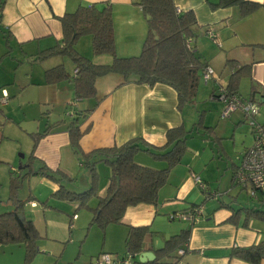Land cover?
<instances>
[{"label": "crops", "instance_id": "crops-1", "mask_svg": "<svg viewBox=\"0 0 264 264\" xmlns=\"http://www.w3.org/2000/svg\"><path fill=\"white\" fill-rule=\"evenodd\" d=\"M140 1L0 0V88H4L9 96L0 111V162H16L12 143L18 136L29 137L47 129L33 151L34 168L45 165L53 171L60 170L72 179V188L82 190L89 187L90 174L70 145L66 126L73 117L78 118L81 131L87 129L79 139V148L84 153L120 146L139 138L141 147L149 148V151H138L134 160L152 169L166 166L164 159L153 156V153L167 151L166 132L177 127L191 130L180 162L170 169L166 183L158 190L157 203L128 206L121 223L110 224L113 226L105 229L106 241L119 237L125 244L128 226H148L149 233L143 239L142 251H151L156 256L155 251L163 246L165 240L187 230L188 240L181 245L184 253L178 255L176 249L155 264H251L230 257L229 252L233 247H247L264 239V221L245 220L244 211L238 213L235 222L229 218L235 210L243 207L264 210V189L255 192L253 203H244L238 201V197L230 196L233 189H228L224 180H229L230 187L238 185L246 192L250 189L236 184L233 174L243 151L254 143V134L241 110L236 109L223 116V103L212 99L211 93L219 84L227 85L233 69H228L225 63L234 60V69L250 65L249 75L240 80L238 94L246 98L254 90V100L264 104V0H250L260 6L246 16L240 15L236 5H217L219 0H173L176 9L193 12L197 24L193 28L195 35L191 46L200 60L215 73V77L207 82L200 78L205 85L210 82L204 90L212 102L210 113L197 128L191 127L194 116L185 111V106L194 101L180 106L177 93L170 85L123 82L121 75L109 73L96 79L94 98L78 99L71 79L52 84L45 82V70L58 64L72 74L75 65L71 69L66 68L69 59L54 56L41 62L34 60L39 51L61 43L63 32L59 18L80 5L89 4L110 7L116 54L120 57L138 55L150 19L143 12ZM207 29L215 34L218 42L206 34ZM14 49L19 53L15 54ZM75 49L95 64L112 61L108 54H94L92 47L89 49L86 45V39L80 41L79 38ZM14 60L18 66L14 65ZM243 81L248 87L246 96L240 92ZM68 111L74 116L67 115ZM254 119L258 123L264 122V106L259 108ZM193 134L197 135L196 140H192ZM91 161L97 194L102 197L108 187L111 170L98 156ZM18 169L23 167L18 166ZM25 172L26 169L22 170L19 176L22 178ZM193 175L200 178L205 190L197 185ZM213 180H218L219 186L212 191ZM223 182L224 190L220 189ZM20 186L22 188L15 191L14 197L23 203V207L34 209L38 207V201L45 210L66 208L65 205L76 209L79 205L78 202L51 197L58 184L41 174L25 175ZM224 194L229 196L226 200ZM45 200L47 206L42 203ZM90 203H95V199ZM8 204L12 210L13 200H8ZM194 208L200 211L195 220L170 218V214L188 213ZM72 214L76 213L73 211ZM25 218L31 220L39 232L36 223L41 224L42 221ZM76 219H79L78 215ZM55 220V217H50L49 222ZM109 249L115 250V247L110 246ZM258 264H264V259Z\"/></svg>", "mask_w": 264, "mask_h": 264}, {"label": "trees", "instance_id": "trees-1", "mask_svg": "<svg viewBox=\"0 0 264 264\" xmlns=\"http://www.w3.org/2000/svg\"><path fill=\"white\" fill-rule=\"evenodd\" d=\"M139 4L143 12L150 16L148 31L140 53L130 57H120L115 52L112 15L109 6L80 5L75 11L65 13L60 17L63 32L61 43L39 51L34 60L41 62L50 57L65 56L72 60L75 65L74 70L77 69V71L75 73L73 70L70 74L62 64L55 65L45 70V82L52 84L71 79L75 97L87 99L96 96L95 81L98 77L116 73L121 75L123 82L133 81L150 86L156 83L170 85L177 93L180 106L192 103L197 94L201 71L207 67L191 46V39L195 35L193 28L197 24L193 12L191 10L178 12L173 0H141ZM217 5H236L239 7L241 16L252 13L260 6L250 0H219ZM84 35L91 37L92 52L96 55H110L111 63L95 64L75 49L77 40ZM225 66L230 70L233 69L228 78L226 93L239 95L240 80L249 75L250 65L245 64L234 69L235 61L227 60ZM216 91L211 93V98L220 101L216 97ZM254 93L253 90L248 98L254 99ZM67 115L73 117L74 113L68 111ZM66 129L71 147L90 174L89 187L75 190L71 186L72 179L60 170L53 171L45 165L34 168L33 151L39 138L46 133L47 129L41 133L31 134L33 139L31 153L26 162L27 165L22 166L26 172L21 179L32 173L41 174L57 183L58 189L51 194V197L78 202V207L88 208L92 213L91 223L102 229L110 224L121 223L123 213L128 206L138 203H157L158 190L166 183L170 169L180 162L186 149V137L191 131H186L182 127L169 129L166 132L165 148H168L167 151L162 154L153 153L155 158L164 159L166 166L162 169H152L141 166L134 160V155L138 151H149V148L141 147L139 138L128 140L120 146L99 148L84 153L79 148V139L87 129L80 130L77 117L71 119ZM95 156L105 161L111 170L109 184L102 197L97 194L95 186L93 162L91 161ZM13 180H15L14 177L11 178V185L14 184ZM12 188L17 189L18 186ZM14 193L15 191H12L9 196L13 200L14 208L0 213V245L24 244L26 261L33 252V247L36 240L40 238V234L33 222L25 218L22 212L23 203L14 197ZM91 199H95V203L91 204ZM42 203L47 206V200ZM241 211L245 213V220L254 218L264 221V210L245 207L235 210L229 219L235 222ZM20 213L23 215L22 219L19 217ZM148 233V226H128L125 248L126 254L132 256L129 264L158 263L163 257L181 248L189 237L187 230L171 236L165 240L161 248L155 251V259L141 263L135 260V257L142 251L143 239ZM229 256L251 264H258L264 259V239L247 247H233Z\"/></svg>", "mask_w": 264, "mask_h": 264}, {"label": "rangeland", "instance_id": "rangeland-1", "mask_svg": "<svg viewBox=\"0 0 264 264\" xmlns=\"http://www.w3.org/2000/svg\"><path fill=\"white\" fill-rule=\"evenodd\" d=\"M84 38L86 39V45L90 49L89 36H81L80 41L85 40ZM14 53H19V50L14 49ZM66 59L69 58L66 57ZM69 64L72 65L69 67ZM69 64H67L66 68L71 69L74 63L70 60ZM14 65H19L17 60H14ZM227 70L228 69H226V71ZM246 84L247 83L243 81L241 85L240 92L243 96L247 95L248 87ZM209 86L210 82L205 85V83L201 81L193 104L185 106V111L187 110L186 113L190 112L191 115L194 116V122L191 124V127L197 128V126L203 124L206 114L211 111L210 102H212V99H209L208 93L204 90L205 87L207 89ZM262 106H264V104L260 105V107ZM23 127H25V124ZM196 136L197 135L193 134L192 140H196ZM31 143L32 138L30 135L29 137H25V135L18 136L17 140L12 143L15 150L16 162H11L10 160L0 162V213L10 211L9 209H11V206L9 205L10 203L8 204V200L10 202L11 200L8 198V195L12 191L20 190L23 186V183L21 184L22 186H20V183L23 182L24 178L21 179L19 173L24 169H18V166H24L26 164ZM22 155L24 156L22 157ZM11 167L14 168L13 171H10V169H12ZM12 177L15 178V180H13V185L18 186L17 189L15 188L16 190L13 189L12 187L14 186L10 184ZM224 182L227 183L228 189H233V194H230V196H233V198L238 197V201L253 203L256 199L254 195L250 194V189L246 192L245 189L238 188V185L230 187L229 180H224ZM212 183L213 191V189L219 186V181L213 180ZM224 187H226L225 183L220 186V189L224 190ZM223 196L225 200L229 197L227 194ZM37 203L38 207L34 209L22 207V212L25 216L31 219H40L42 221L41 224L36 223L40 238L36 240L33 252H31L29 258L25 261L24 244L9 243L0 245V264H24L25 262L26 264H92L97 256L104 252L118 254L119 256L126 255L124 239L118 237L116 240L107 242L105 233L107 226L102 229L96 224L91 223L92 213L88 208L80 206L76 209H69V207L65 205L64 207L66 208H46L45 210L43 209L44 206H42L39 201ZM73 211L76 214H72ZM77 215L79 219H76ZM50 217H55L56 220L54 222H49ZM110 246L115 247V250L109 249Z\"/></svg>", "mask_w": 264, "mask_h": 264}, {"label": "built area", "instance_id": "built-area-1", "mask_svg": "<svg viewBox=\"0 0 264 264\" xmlns=\"http://www.w3.org/2000/svg\"><path fill=\"white\" fill-rule=\"evenodd\" d=\"M176 10L180 11L179 9ZM206 34L215 42H218L217 37L210 29L206 30ZM76 71L77 69L74 70L75 73ZM214 77L215 73L212 68L207 66L202 69L201 78L204 82ZM216 92V97L223 103V116H227L232 111L239 109L243 112L247 123L252 127L254 143L243 151L241 161L233 174V181L241 186H249L250 194L254 195L256 190L264 189V122L258 123L254 119L259 112L260 103L257 100L241 97L237 94L228 95L226 93V86L223 84L218 85ZM7 101V91L4 88H0V108ZM194 178L197 185L202 190H205V185L200 178L198 176H194ZM199 212L197 208H194L188 213L170 214V218L178 217L180 219L195 220ZM183 253L184 248L177 250L178 255H182ZM131 260L132 256L130 254L120 257L117 254L104 252L97 256L93 264H129Z\"/></svg>", "mask_w": 264, "mask_h": 264}, {"label": "water", "instance_id": "water-1", "mask_svg": "<svg viewBox=\"0 0 264 264\" xmlns=\"http://www.w3.org/2000/svg\"><path fill=\"white\" fill-rule=\"evenodd\" d=\"M150 18V17H149ZM155 38H157V37H155ZM19 167H21V166H19ZM19 217L22 219L23 218V215L20 213L19 214ZM154 254H153V252H151V251H148V250H144V251H142L140 254H139V256H138V261L139 262H141V263H146V262H150V261H152L153 259H154Z\"/></svg>", "mask_w": 264, "mask_h": 264}]
</instances>
